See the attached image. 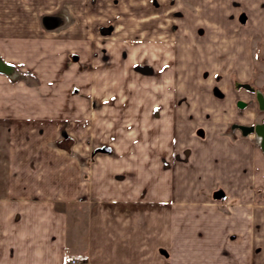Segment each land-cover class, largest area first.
<instances>
[{
    "label": "crops",
    "instance_id": "1",
    "mask_svg": "<svg viewBox=\"0 0 264 264\" xmlns=\"http://www.w3.org/2000/svg\"><path fill=\"white\" fill-rule=\"evenodd\" d=\"M242 11L264 0H0V60L29 77L0 69V264H264V151L241 129L264 111L230 80L179 109L170 57L163 83L135 72L159 31L220 37Z\"/></svg>",
    "mask_w": 264,
    "mask_h": 264
},
{
    "label": "rangeland",
    "instance_id": "2",
    "mask_svg": "<svg viewBox=\"0 0 264 264\" xmlns=\"http://www.w3.org/2000/svg\"><path fill=\"white\" fill-rule=\"evenodd\" d=\"M227 24H229L228 27H230L231 30L222 31L223 36L220 37L219 31H159L157 36L158 39L156 41L157 43L162 41L160 45H164L161 47L164 51H161V54L165 56L163 58L158 57L157 63L152 61L150 58L143 59L140 64H137L135 72L144 76L146 80H148V78H155L157 82L163 83L166 78H163L164 68L160 67L161 59L165 61L170 57L173 60L174 75L172 81H174V92L177 96H181V100L176 97L178 98L176 104L179 105V109L182 107L187 109L197 108L198 96H195V98V93H199L200 96L203 97L200 102H210L208 99L209 96L213 94L212 92L214 91V87L219 86L228 80L234 82L235 85L237 84L236 88L238 90L247 91L248 94L250 93L251 96L253 95L250 101L245 102L242 99L241 94L238 93L237 99L245 103V105L241 108H245L247 103L257 104V92L259 91L264 95V41L262 40L264 31H258L260 27H264V20L261 15L257 16V14H254L252 18H250L248 17L246 11H242L239 13L237 20H233L231 23L228 21ZM235 27L236 31H234ZM108 32L112 34V31ZM162 36L164 37L162 38ZM220 40H222V50L218 51L217 49H219L221 44ZM165 41H168V43H165ZM127 43L129 46H134L136 41H134L131 37ZM231 45L233 47L236 45V47H234L236 50L233 52L227 51V48L230 49V47H232ZM165 46H167L170 51L168 49L167 52ZM246 48L247 50H245ZM230 58H237L239 66L240 64L244 65L243 69L241 68L243 71L246 69L245 60H252L254 64V75L246 82L238 79L237 76L242 72L239 71L240 67H225ZM153 62H155V64ZM9 77L15 81L29 79L27 75L15 71L10 74ZM183 77H185V92L180 90V79ZM185 93L188 94L187 99L182 98V95ZM202 93L207 94L203 95ZM239 110L241 109L239 108ZM194 115H190L191 123H196L197 118H202L201 116L198 117V114ZM212 117L213 115H207L205 116V119L207 120ZM228 125L226 128L227 133L229 131ZM208 128L210 127L207 125L205 129ZM251 135L252 137L250 135L249 136L253 139V142L260 146L255 135ZM62 139H68V137L64 136ZM99 150L102 151L106 149L99 148ZM189 155L190 152L184 150L179 153L177 157L186 161L189 160ZM223 196H225V193L222 197ZM262 197H264V193H255V203L263 201L264 198Z\"/></svg>",
    "mask_w": 264,
    "mask_h": 264
},
{
    "label": "water",
    "instance_id": "3",
    "mask_svg": "<svg viewBox=\"0 0 264 264\" xmlns=\"http://www.w3.org/2000/svg\"><path fill=\"white\" fill-rule=\"evenodd\" d=\"M2 70L5 71L6 73H10L12 71L11 68L7 69V70H4V69H2ZM256 97H257L260 109L264 111V95L258 91L256 94ZM238 105L240 107H242L245 105V103L243 101H240L238 103ZM241 129L243 130L244 135H247L248 133H250V134L256 133V134L260 135L261 136L260 146L264 151V122L263 123H257V124H254V125H251L248 127H242Z\"/></svg>",
    "mask_w": 264,
    "mask_h": 264
},
{
    "label": "built area",
    "instance_id": "4",
    "mask_svg": "<svg viewBox=\"0 0 264 264\" xmlns=\"http://www.w3.org/2000/svg\"><path fill=\"white\" fill-rule=\"evenodd\" d=\"M12 73H13V70L11 71V73H9V75L12 74ZM237 127H238L237 125H233V126L229 129V132H231V133H235ZM238 128H239V127H238ZM249 135H251V134L248 133L246 136H249ZM254 135H255V137H256L257 142L260 144V143H261V136L257 135L256 133H255ZM79 263H80V261H77V260H75V259H72V261H71V264H79Z\"/></svg>",
    "mask_w": 264,
    "mask_h": 264
},
{
    "label": "bare ground",
    "instance_id": "5",
    "mask_svg": "<svg viewBox=\"0 0 264 264\" xmlns=\"http://www.w3.org/2000/svg\"><path fill=\"white\" fill-rule=\"evenodd\" d=\"M8 68V65H6L5 63L2 62V60H0V69H4V70H7ZM10 69V68H9ZM6 73V72H5ZM8 74V73H6ZM255 134V133H254ZM258 135V134H257ZM260 136V135H259Z\"/></svg>",
    "mask_w": 264,
    "mask_h": 264
},
{
    "label": "trees",
    "instance_id": "6",
    "mask_svg": "<svg viewBox=\"0 0 264 264\" xmlns=\"http://www.w3.org/2000/svg\"><path fill=\"white\" fill-rule=\"evenodd\" d=\"M71 261H72L71 257H68V258L66 259V261H65V264H69ZM85 261H86V259H85Z\"/></svg>",
    "mask_w": 264,
    "mask_h": 264
}]
</instances>
